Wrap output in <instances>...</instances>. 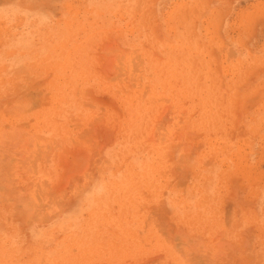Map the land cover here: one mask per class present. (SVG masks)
Instances as JSON below:
<instances>
[{"label": "rangeland", "instance_id": "obj_1", "mask_svg": "<svg viewBox=\"0 0 264 264\" xmlns=\"http://www.w3.org/2000/svg\"><path fill=\"white\" fill-rule=\"evenodd\" d=\"M0 264H264V0H0Z\"/></svg>", "mask_w": 264, "mask_h": 264}]
</instances>
